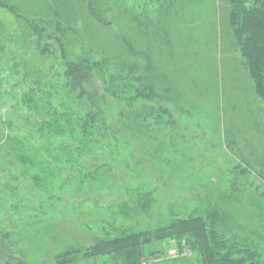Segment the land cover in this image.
Segmentation results:
<instances>
[{"label": "rangeland", "instance_id": "374dc122", "mask_svg": "<svg viewBox=\"0 0 264 264\" xmlns=\"http://www.w3.org/2000/svg\"><path fill=\"white\" fill-rule=\"evenodd\" d=\"M18 1L25 6L35 4L34 0ZM114 1L123 12L117 13L118 3L111 10L117 13V22L109 32L80 13L74 26L77 34L65 33L70 40L66 45L77 56L111 59L106 73L112 75L119 71V61L137 63L138 72L131 77H142L156 95L135 98L123 93L117 76L115 84L107 82V86L103 79L93 77L85 89L97 93L96 104L109 129L106 138L89 152L67 151L66 161L64 155L58 156L66 165L51 187L47 178L45 184L37 185L28 177L41 168H22L17 159L0 152V233L15 228L17 247L31 264H55V256L70 247L86 248L118 231H153L173 219L204 216L218 207L226 210L227 226L225 220L220 226L226 236H246L264 255L263 215L254 202L264 190L256 160L264 145V131L255 121L257 108L264 106L244 87L240 53L233 49L231 53L226 3ZM0 16L15 35V19L5 12ZM140 16L149 26L145 33L133 26L134 17ZM125 37L132 52L125 48ZM18 53L0 56V140L10 133H33L36 124L32 117L25 122V109L16 105L23 86L13 87L26 76L22 59L30 63L32 73L40 69L53 80L57 77L51 76L50 66L62 63L60 57L40 60L30 51L24 58L23 52ZM13 54L19 75L12 73ZM106 87L117 96L106 92ZM53 92L56 104L65 101L73 107L82 102V112L89 104L60 87ZM37 146L75 147L66 137ZM243 159L251 163L246 165ZM104 171V178L97 176ZM148 192L152 204L141 211L135 197ZM169 246L152 244L148 251L160 255L147 257L143 264H199L195 253H178ZM116 263L112 257H98L76 264Z\"/></svg>", "mask_w": 264, "mask_h": 264}, {"label": "trees", "instance_id": "16d2710c", "mask_svg": "<svg viewBox=\"0 0 264 264\" xmlns=\"http://www.w3.org/2000/svg\"><path fill=\"white\" fill-rule=\"evenodd\" d=\"M222 1L227 6L226 24L231 35V53L233 49L238 50L241 55L240 67L244 87L250 88L249 94L255 95V99H259L264 106V0ZM34 2L35 4L25 6L18 0H0V13L5 12L16 21V33L13 35L8 32L5 21L0 16V56L4 53L17 55L18 52H23L24 58L30 51L32 56L40 60L50 57H58L59 60L60 57L62 63L57 65L58 68L56 65L50 66L51 76L57 77L53 80L40 69L32 73L28 69V65L31 66L30 63L22 59L26 76L13 87L23 86L16 105L25 109V122H31L32 117L35 118L36 124L34 128H31V131L34 130L33 133L26 132L22 136H14L10 133L2 136L0 152H5L17 159V163L22 168H41L40 173H33L28 177L37 185L45 184L43 179L47 178L49 183L46 184L51 187L54 179L59 178L58 173L62 165H66L63 163V160H67L66 154L75 152V149L77 152H89L99 147V142L106 138L109 129L101 118L99 106L96 104L97 93H89L85 89L93 77L98 76L103 79V84L107 86V82L115 84L114 80L117 76L116 78L123 85V93L132 92L129 95L135 98L149 99L156 94L142 77H131L138 72L137 63L127 65L119 61V71L112 75L106 73L112 63L111 59L77 56L71 54L69 45H66L70 40L65 33L68 32L69 36L77 34L74 26L80 13L86 21L109 32L110 28L116 25L117 13L123 12L120 3L114 0H34ZM117 3L119 8L115 16L111 10L116 9ZM143 19L142 16L134 17L133 26L145 33L149 26ZM125 39L127 40L125 48L132 52L128 38L125 37ZM8 45H14L13 49H7ZM90 53H92L91 50H89ZM139 53L142 55L141 52ZM15 54L11 59L15 63L12 66V73L19 75L17 69L19 65L15 62ZM236 70L237 68L234 72ZM127 79L130 81H126ZM131 81L134 83L131 84ZM57 87L68 94L72 93L77 101H83V99L88 101L85 112H82L83 107L80 106L82 102L73 107L65 101L54 103L53 91ZM105 91L114 97L117 96L116 91L110 90L109 87H106ZM160 110L166 114L164 109ZM256 112L255 121L258 120L256 126L264 131V107L259 110L257 108ZM261 116L262 120H260ZM37 137L42 139L40 140L42 142L37 143ZM61 137L70 139L75 147L69 149L60 146L61 149L56 150L53 146L50 149L37 146ZM262 147V153H257L256 160L257 167L261 170L257 171V175L263 189L264 145ZM60 155H64L62 161L58 158ZM243 161L246 165L251 163L247 159ZM98 174V177L104 178L103 174L106 172ZM106 180L101 181L105 183ZM258 199L254 202L262 210L261 223L264 229V206H261L264 204V190L260 192ZM135 201L137 209L146 211L152 204V194L151 192L137 193ZM223 220L227 226L226 210L212 207L204 216L198 214L176 218L153 231H118L110 237L97 240L86 248L70 247L57 254L54 263L76 264L82 260L112 257L118 262L116 264H143L147 257L160 255L158 251H148V247L154 243H167L170 244L169 247L173 245L178 253H195L199 264H264V255L257 243L243 235L226 236L225 231L220 228L224 226ZM14 232L15 228L9 232L0 233V264H31L24 252L18 249Z\"/></svg>", "mask_w": 264, "mask_h": 264}]
</instances>
